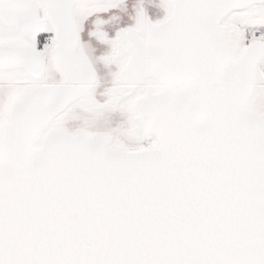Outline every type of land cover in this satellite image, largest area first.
Wrapping results in <instances>:
<instances>
[{
  "label": "snow or ice",
  "instance_id": "1",
  "mask_svg": "<svg viewBox=\"0 0 264 264\" xmlns=\"http://www.w3.org/2000/svg\"><path fill=\"white\" fill-rule=\"evenodd\" d=\"M0 264H264V0H0Z\"/></svg>",
  "mask_w": 264,
  "mask_h": 264
}]
</instances>
